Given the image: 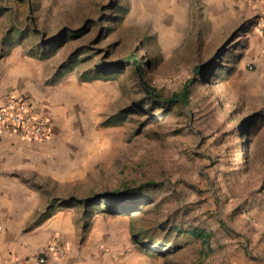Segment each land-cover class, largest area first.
<instances>
[{"label": "rangeland", "instance_id": "obj_1", "mask_svg": "<svg viewBox=\"0 0 264 264\" xmlns=\"http://www.w3.org/2000/svg\"><path fill=\"white\" fill-rule=\"evenodd\" d=\"M252 9L222 0H0L1 45L21 44L52 79L76 75L92 89L87 167L74 197L158 184L156 202L140 211L88 207L125 225L120 264H264V41ZM189 79L187 105L166 111L145 97L142 81L171 94ZM141 223L159 239L135 237ZM175 226L210 233L209 247Z\"/></svg>", "mask_w": 264, "mask_h": 264}, {"label": "crops", "instance_id": "obj_2", "mask_svg": "<svg viewBox=\"0 0 264 264\" xmlns=\"http://www.w3.org/2000/svg\"><path fill=\"white\" fill-rule=\"evenodd\" d=\"M223 1L261 11L257 1ZM51 75L45 60L25 54L23 45L0 44V97L27 94L53 124L50 137L40 141H28L19 130L0 133V264H120L125 225L116 227L71 198L87 167L92 89L76 75ZM56 240L67 247L65 255L49 250Z\"/></svg>", "mask_w": 264, "mask_h": 264}, {"label": "trees", "instance_id": "obj_3", "mask_svg": "<svg viewBox=\"0 0 264 264\" xmlns=\"http://www.w3.org/2000/svg\"><path fill=\"white\" fill-rule=\"evenodd\" d=\"M132 59L137 63L136 57H132ZM137 65L139 70H141L139 64ZM200 68H202L201 65H198L197 70H200ZM193 83L194 80L189 79L180 90L174 91L171 94H165L156 87L151 86L147 81H142L143 90L146 94L145 97L148 98L150 102L155 103L156 106L165 108L166 111L173 109L175 106L187 105L189 103ZM164 114L165 112H161L156 114V116L163 117ZM157 185L158 184L153 181L141 183L137 186L124 184V186L120 189L102 191L92 197L77 198L73 196L71 198L73 200H78L87 208L89 206H103V211H108L113 214H127L134 211H140L145 205L155 203ZM173 230L180 232L186 231L193 236L200 238L203 244L209 247L210 233L199 227L191 226L184 230L181 226H175L173 227ZM155 234H153L152 231L145 226V224L141 223L139 231L135 232L134 236L137 238L142 236L144 239L146 238V240L159 239Z\"/></svg>", "mask_w": 264, "mask_h": 264}, {"label": "built area", "instance_id": "obj_4", "mask_svg": "<svg viewBox=\"0 0 264 264\" xmlns=\"http://www.w3.org/2000/svg\"><path fill=\"white\" fill-rule=\"evenodd\" d=\"M260 3L261 11L257 16V29L264 36V0H251ZM19 130L28 141H40L50 137L53 124L45 115L38 113L25 93L0 97V133L3 131ZM5 224L0 212V233ZM53 254L62 256L67 247L62 241L56 240L49 244ZM45 256L39 257L40 263H45Z\"/></svg>", "mask_w": 264, "mask_h": 264}, {"label": "water", "instance_id": "obj_5", "mask_svg": "<svg viewBox=\"0 0 264 264\" xmlns=\"http://www.w3.org/2000/svg\"><path fill=\"white\" fill-rule=\"evenodd\" d=\"M118 64V63H117Z\"/></svg>", "mask_w": 264, "mask_h": 264}]
</instances>
